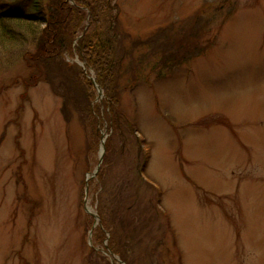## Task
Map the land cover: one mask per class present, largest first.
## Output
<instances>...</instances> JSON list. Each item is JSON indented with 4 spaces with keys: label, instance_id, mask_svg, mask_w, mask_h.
Masks as SVG:
<instances>
[{
    "label": "rangeland",
    "instance_id": "obj_1",
    "mask_svg": "<svg viewBox=\"0 0 264 264\" xmlns=\"http://www.w3.org/2000/svg\"><path fill=\"white\" fill-rule=\"evenodd\" d=\"M113 4L101 94L76 50L91 14L35 85L33 41L0 44V264H264V0Z\"/></svg>",
    "mask_w": 264,
    "mask_h": 264
},
{
    "label": "trees",
    "instance_id": "obj_2",
    "mask_svg": "<svg viewBox=\"0 0 264 264\" xmlns=\"http://www.w3.org/2000/svg\"><path fill=\"white\" fill-rule=\"evenodd\" d=\"M51 1L52 3L49 5L47 12L38 9L33 15H20L16 13H2L0 15L1 47L6 49L8 45L19 47L29 39L35 44L36 49L34 53L30 54L29 51L24 52V60L28 62V67L30 66L33 71L31 79L35 78L34 82H32L33 85L41 80H47L48 74L46 72L44 73V69L47 68H45L43 64L51 59V55L55 52H63L68 49L71 41L77 37L73 31L72 20L74 16L69 20L72 13L73 15L82 17L84 20L88 14H91L90 24L80 39L78 46V52L81 54L82 59H84L90 67H95L96 65L102 66L103 64L106 65V68L107 65L111 66L109 60L112 58V47L109 46V44L112 38L108 37L109 35L106 33L109 39H105L104 31L101 30V27H103V22L109 20L108 24L110 29H116L117 16L115 14L116 7L113 4V0H74L75 5L66 3L64 0ZM67 12L71 15L67 16ZM102 17L103 19H101ZM15 25L18 27H15ZM199 51L201 50L199 49ZM197 52L198 50L195 53ZM44 75L45 78L43 77ZM28 82L29 80L25 81V83ZM123 121L134 129V125L129 123L127 118H123ZM138 145L143 147L142 142H139ZM142 150H138V154L144 156V163L139 169L142 179L144 178L145 181L148 182L146 186H149V188L152 185L157 187V181L149 180L146 176V167L150 157L149 148L145 149L144 146ZM133 163H135L134 160ZM139 176L140 175L134 179V186L136 189L133 195V202L129 204L131 206L128 208V211H131V213H135V205L137 202H140V199L137 198V194L141 192L142 183H140ZM144 191H146V189ZM160 194L161 192L159 189L157 203L161 200ZM153 198L154 195L151 193V198L147 199L149 201Z\"/></svg>",
    "mask_w": 264,
    "mask_h": 264
},
{
    "label": "water",
    "instance_id": "obj_3",
    "mask_svg": "<svg viewBox=\"0 0 264 264\" xmlns=\"http://www.w3.org/2000/svg\"><path fill=\"white\" fill-rule=\"evenodd\" d=\"M102 144H104V140L102 141ZM104 153H105V146H103V152H102V154H101L100 164H101V162H102V160H103ZM99 167H100V165L98 166V169L95 171L94 175H95V174L97 173V171L99 170Z\"/></svg>",
    "mask_w": 264,
    "mask_h": 264
}]
</instances>
